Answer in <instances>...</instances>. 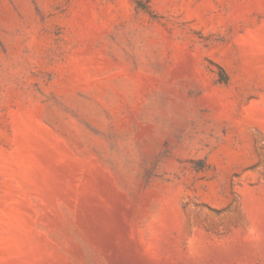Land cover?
<instances>
[{"label":"rangeland","instance_id":"374dc122","mask_svg":"<svg viewBox=\"0 0 264 264\" xmlns=\"http://www.w3.org/2000/svg\"><path fill=\"white\" fill-rule=\"evenodd\" d=\"M0 264H264V0H0Z\"/></svg>","mask_w":264,"mask_h":264}]
</instances>
